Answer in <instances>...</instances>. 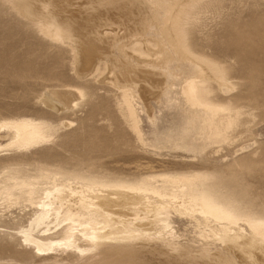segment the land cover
I'll return each instance as SVG.
<instances>
[{
	"label": "rangeland",
	"instance_id": "obj_1",
	"mask_svg": "<svg viewBox=\"0 0 264 264\" xmlns=\"http://www.w3.org/2000/svg\"><path fill=\"white\" fill-rule=\"evenodd\" d=\"M173 2L0 0V121L31 117L59 130L49 143L24 153L0 152V234L7 233L0 238V264H168L174 258L190 264L254 262L247 251L225 245L215 236L220 229L215 219L181 215L172 209L175 238L154 232L146 235L145 229L153 226L141 227L146 221L137 219L133 225L144 237L130 242L106 241L98 247L82 241L78 247L53 243L40 251L35 243L24 240L37 207L25 200L10 201L4 193L5 173L34 177L43 168L53 171L58 183L79 190L83 182L67 171L131 181L161 174L206 173L213 176L215 189L225 198L264 215V0L206 2L199 19L189 27L190 49L222 64L231 79L232 89L224 94L212 83V100L252 111V117H246L250 126L239 127L230 141L213 145L203 141L199 146L189 139L182 141V128L192 116L185 112L179 96L181 80L175 73L190 67L186 51L176 46V53L170 46L176 43L167 23L172 15L162 17ZM47 19L56 20L68 36L60 42L41 36L36 23ZM66 36L75 39L65 40ZM136 36L157 43L149 50L163 58L140 59L125 48ZM161 71L167 72L166 78ZM67 87L83 89L86 97L64 113L51 112L40 97L49 88ZM118 87L128 88L139 105L145 140L169 146L153 150L135 138L117 107ZM63 120L72 124L65 127ZM0 136V144H5L13 132L0 127ZM39 180V187H52L51 181ZM130 207L141 213L143 204ZM134 215L126 219L132 221ZM241 225L249 237L251 231ZM161 227L162 223L157 230ZM65 228V223L51 224L50 231L41 226L31 234L51 243L62 239Z\"/></svg>",
	"mask_w": 264,
	"mask_h": 264
},
{
	"label": "bare ground",
	"instance_id": "obj_2",
	"mask_svg": "<svg viewBox=\"0 0 264 264\" xmlns=\"http://www.w3.org/2000/svg\"><path fill=\"white\" fill-rule=\"evenodd\" d=\"M210 1L212 0L181 2L175 0L173 5H170L169 10H164L162 16L164 19L172 15L167 21L176 39V43L170 44L172 50L176 52V46H181L188 54L185 59H187L190 68L182 71V73H175L176 77L181 80L179 96L186 105L185 112L192 116L185 121L182 128V141L185 142L189 139L198 146L203 141L208 145L230 141L233 132L239 127L248 128L250 126L246 117H252V111L244 105L233 106L230 102L222 103L212 100V83H215L220 93L224 94L232 89H230L231 79L224 72L225 69L222 68V64L196 54L187 43L190 25L199 19L200 11L204 9L206 2ZM175 5H177L176 9L173 10ZM19 9L16 8L18 13ZM171 11L172 14H170ZM55 21H39L36 23L37 30L44 38L53 42H60L68 32L64 28V30L60 28V25L58 26ZM163 34L162 32V36L165 38ZM67 36L65 40L69 37L75 39V36ZM162 43L166 45L164 40ZM157 46V43L147 37L136 36L130 40L128 45H125V48L128 47L127 49L132 50L131 52L139 56L140 59H151L150 57L160 59L161 53L156 55L149 50ZM75 52L73 50V53ZM99 69L97 66L96 71ZM161 73L163 78H166L167 72L161 71ZM172 86V88L175 87L173 84ZM117 91L119 92L117 107L135 138L141 144L149 143L153 150H160L169 146V143L161 144L155 140H145L143 118L132 92L124 87H118ZM85 97L86 93L83 89L67 87L63 89L53 88L52 90L49 88L40 98L51 112L61 114L77 107L79 101ZM150 119L155 120L151 115ZM198 120L200 126L197 127L196 122ZM71 124L69 121L64 122L63 120L62 122L65 127ZM0 127H7L13 132L10 141L0 144V152L12 151V154L24 153L32 148L45 145L59 131L56 125L43 119L31 117L3 120L0 121ZM39 172L41 173L34 177H20L17 176V172L5 173L6 176L4 177H6L8 184H6L4 193L10 201L25 200L37 207L30 227L24 233V240L35 243L40 251L46 250L53 243L78 247V242L82 241L91 247H98L106 241L127 240L124 242H130L128 239L143 235V231L141 232L137 225H133L137 219L146 221V223L141 224V227L153 226L151 229H145L146 235L154 232L159 236L168 235L175 238L178 235L171 224L172 209L181 215L196 216L199 214L206 219H215L220 225L215 236L222 243L231 245L239 251L245 250L256 258L255 260L254 257H251V259L254 258L256 264L258 262L264 264V215L256 214L225 198L215 189L211 181L213 176L210 174H161L159 178L148 176L131 181L67 171L83 182V188L79 190L68 187L66 183H58L57 179L53 178V171L47 168L40 169ZM42 178L51 181L52 187H39L41 184L39 179ZM139 203L143 204L141 213L130 207L140 205ZM133 214L135 215L131 217L132 221H128L126 217ZM87 222L88 224H86ZM62 223H65L66 228L63 231L62 239L59 241L46 243L31 234L41 226H44L43 231L47 232L51 230V224L60 225ZM160 223H162V227L157 230ZM241 223H244L251 231L249 237L244 234L248 233V230ZM173 249L176 250V248Z\"/></svg>",
	"mask_w": 264,
	"mask_h": 264
},
{
	"label": "snow or ice",
	"instance_id": "obj_3",
	"mask_svg": "<svg viewBox=\"0 0 264 264\" xmlns=\"http://www.w3.org/2000/svg\"><path fill=\"white\" fill-rule=\"evenodd\" d=\"M7 237V233H2L0 234V238H6ZM27 243V241H25ZM168 264H190V262L184 261L182 262L179 259H172L168 262ZM210 264H214V262H210ZM252 264H254V262H252Z\"/></svg>",
	"mask_w": 264,
	"mask_h": 264
},
{
	"label": "crops",
	"instance_id": "obj_4",
	"mask_svg": "<svg viewBox=\"0 0 264 264\" xmlns=\"http://www.w3.org/2000/svg\"><path fill=\"white\" fill-rule=\"evenodd\" d=\"M151 122V121H150ZM152 124H153V122H152ZM146 133H147V131H146Z\"/></svg>",
	"mask_w": 264,
	"mask_h": 264
}]
</instances>
